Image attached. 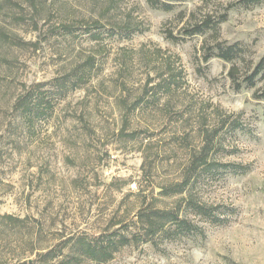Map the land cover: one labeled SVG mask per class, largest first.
<instances>
[{
    "label": "rangeland",
    "instance_id": "374dc122",
    "mask_svg": "<svg viewBox=\"0 0 264 264\" xmlns=\"http://www.w3.org/2000/svg\"><path fill=\"white\" fill-rule=\"evenodd\" d=\"M229 1L0 0V264L111 232L136 238L71 264H264V101L252 97L264 76L235 90L232 63L203 60L210 33L167 37ZM219 32L244 48L243 75L264 53V3L231 9ZM201 153L237 168L200 167L183 194L161 195ZM189 198L226 220L193 214ZM143 201L180 203L203 235L143 242Z\"/></svg>",
    "mask_w": 264,
    "mask_h": 264
},
{
    "label": "trees",
    "instance_id": "16d2710c",
    "mask_svg": "<svg viewBox=\"0 0 264 264\" xmlns=\"http://www.w3.org/2000/svg\"><path fill=\"white\" fill-rule=\"evenodd\" d=\"M185 0H146L147 4L154 9L171 11L175 8L178 2ZM191 1V0H186ZM264 0H231L226 4L220 5V10L205 11L201 16L194 17V12L190 13V24L182 28L181 37L167 33V37L171 39L185 38L195 35H205L210 33L214 41L206 47L203 60L207 62L212 57L220 58L225 62L232 63L227 74L233 83L235 90L241 88H254L256 81L264 76V53L258 60L250 64L243 75L239 72V66L236 61L241 60L244 54V48L238 42L227 43L220 40V25L228 19V14L231 9L236 7L248 8L251 6L260 5ZM217 8V7H216ZM86 60V62H88ZM252 97L255 100L264 101V88H255L252 92ZM41 103L46 107L49 106L47 101L42 98ZM22 98L19 100V106L23 105ZM43 106V107H45ZM45 107V108H46ZM30 109L29 107H27ZM46 110V109H44ZM206 149V148H205ZM232 167L237 168V165H227L225 163L210 162L205 153H201L191 160L188 170L183 175L182 179L175 184L164 185L161 189V195L172 196L176 194H183L189 185L192 173L200 167L209 169L211 167ZM183 207L190 209L193 214L201 218L208 219L211 223L222 224L226 220V214L220 213L216 210L214 205H208L191 198L184 199ZM180 203L173 207H158L152 203L143 201L135 214L134 221L137 226L136 232L139 239L143 242H149L156 246L160 238L173 237H188L194 235H203V230L200 226L188 219L180 212ZM1 218L8 220H17L11 215H2ZM136 238V235L127 237L126 235H115L114 233H107L105 237L99 235L97 237L79 236L73 244L75 252H67L62 255V251L55 252L53 249H48L41 254L40 263L37 264H71L78 262L79 258L89 259L95 262H106L111 259L115 252L121 247L129 244ZM61 256V257H60ZM35 264V262L31 263Z\"/></svg>",
    "mask_w": 264,
    "mask_h": 264
}]
</instances>
